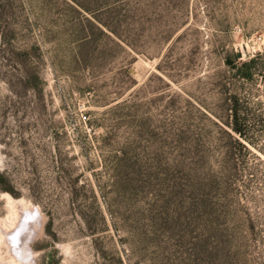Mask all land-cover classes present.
<instances>
[{
    "label": "rangeland",
    "instance_id": "1",
    "mask_svg": "<svg viewBox=\"0 0 264 264\" xmlns=\"http://www.w3.org/2000/svg\"><path fill=\"white\" fill-rule=\"evenodd\" d=\"M258 52L264 0H0V264H264V152L217 117Z\"/></svg>",
    "mask_w": 264,
    "mask_h": 264
},
{
    "label": "trees",
    "instance_id": "2",
    "mask_svg": "<svg viewBox=\"0 0 264 264\" xmlns=\"http://www.w3.org/2000/svg\"><path fill=\"white\" fill-rule=\"evenodd\" d=\"M240 55H234L232 59H227V77L224 85L225 97L224 102L227 106V115L222 117L218 115L225 127L226 133L231 138L232 144L227 147L228 155V165H232L235 171H240L243 169L244 164V154L241 156H236L237 152L235 149H240V151L250 152L249 144L255 146L264 152L262 147L254 141V131L250 127L252 121H256L260 115L255 113H250L249 111L243 110V105L241 103L240 88L246 83H253L259 75L264 74V52H258L253 57H248L247 59L240 60ZM34 86L38 88L42 83V79L39 73L33 74ZM40 90V87L38 88ZM42 89V88H41ZM263 121V132H264V119ZM9 184L6 175L0 171V190H10L9 187H5ZM56 252V251H55ZM46 264H56L57 259L54 251L45 254Z\"/></svg>",
    "mask_w": 264,
    "mask_h": 264
},
{
    "label": "bare ground",
    "instance_id": "3",
    "mask_svg": "<svg viewBox=\"0 0 264 264\" xmlns=\"http://www.w3.org/2000/svg\"><path fill=\"white\" fill-rule=\"evenodd\" d=\"M22 231V230H21Z\"/></svg>",
    "mask_w": 264,
    "mask_h": 264
}]
</instances>
